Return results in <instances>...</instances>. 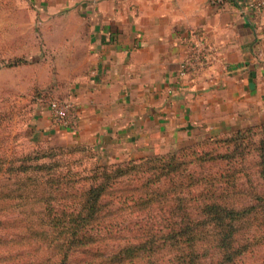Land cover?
I'll use <instances>...</instances> for the list:
<instances>
[{
  "label": "crops",
  "instance_id": "crops-1",
  "mask_svg": "<svg viewBox=\"0 0 264 264\" xmlns=\"http://www.w3.org/2000/svg\"><path fill=\"white\" fill-rule=\"evenodd\" d=\"M13 1L29 16L22 33L25 19H1L21 44L11 52L43 57L1 68L0 89L60 82L63 76L47 73V51L57 54L55 70L73 79L65 92L77 103L79 129L55 125L45 104L34 123L40 140L71 136L115 161L264 122V33L242 11L247 0ZM195 31L208 37L213 59L182 79L185 38Z\"/></svg>",
  "mask_w": 264,
  "mask_h": 264
},
{
  "label": "trees",
  "instance_id": "trees-1",
  "mask_svg": "<svg viewBox=\"0 0 264 264\" xmlns=\"http://www.w3.org/2000/svg\"><path fill=\"white\" fill-rule=\"evenodd\" d=\"M22 63L13 61L9 66ZM253 129L257 140L262 137L255 150L264 179V123ZM244 132L237 130L229 138L231 152H216L222 150L225 139L211 136L202 142V149L186 146L182 154L172 151L117 163L98 159L85 175L75 173L74 182L83 185L62 197L67 202L62 211L52 208L54 199L49 197L47 230L24 233L47 238V242L32 241L36 251L32 264H77L74 255L88 248L95 254L86 255L78 264H94L98 254L110 264H237L251 251L249 243L240 240L241 223L256 213L264 216V196L236 205L226 196H203L204 189L217 186L220 180L211 173L195 174V165L220 158L236 160L237 155L254 151L255 145L250 147ZM31 156H26L28 164L21 161L22 156L7 163L21 161L14 165L17 175L29 167L43 169L44 179L47 170L66 168L71 162L58 153L51 154L48 162L42 161L46 154ZM53 191L64 189L59 183L51 186ZM12 248L11 256L3 252L7 248L0 249V259L24 255L20 248Z\"/></svg>",
  "mask_w": 264,
  "mask_h": 264
},
{
  "label": "rangeland",
  "instance_id": "rangeland-1",
  "mask_svg": "<svg viewBox=\"0 0 264 264\" xmlns=\"http://www.w3.org/2000/svg\"><path fill=\"white\" fill-rule=\"evenodd\" d=\"M12 15L18 16L20 21L25 19V22L22 21L20 23L22 33V29H25L27 24L26 19L29 16L27 8L13 0H0V69L15 67L9 66V63L13 61L20 60L26 64L29 59L34 60L35 58L43 57L40 54L11 52L12 50H19L21 44H19V39L15 38V33L17 32L13 28L11 21H1V19H6L4 17H7V19L12 18ZM36 30L38 32L37 28ZM29 40V37L20 38V41L24 42V44H28ZM36 42L37 39L35 40ZM45 56L46 61L50 64V69L47 70L48 75L57 73L60 78L63 76L59 80L60 82L48 83L46 87L37 83L25 92H19L7 87L0 89V237H3V241L0 240V246H6L0 249L7 248L3 250L4 253H7L6 256L13 254L14 250H12V247H18L21 249L19 252L22 251L24 253L19 258L0 259V264L33 263L36 251L32 247V241L47 242V238L40 235L30 236L28 233H24L27 231L34 233V231H40L41 229L47 230V211L49 208L47 203L51 202L49 197L54 199L51 205L52 208L59 212L62 211L67 205V202L62 197L79 191L83 185L81 182H74L75 179H78L74 176L75 173L85 175L98 159L105 163H117L131 159L124 158L111 161L105 152H101L94 145L76 141L71 136L56 135L51 138L46 137L43 140L38 139V133L35 135L34 128L35 119L39 114L38 109L45 104H49L55 98L69 97L68 92L65 91L73 83L68 70L62 73L55 70L54 62L57 54L54 51H47ZM40 73L43 78L46 71L42 70ZM64 77L66 78L64 79ZM263 123L244 125L236 130L212 136L220 137L218 139H225V143L220 145L222 150H216V152L225 153L232 151L231 147L228 148V140L236 134L237 130L246 131L242 133L243 138L249 141L251 148H254L251 144H254L255 148L254 151L247 150L245 156H243L245 153L237 155L236 160L220 158L206 164L195 165V174L205 175L211 173L220 180L217 186L204 189L202 191L203 196H226L231 199V203L234 205L246 202L256 196H264V179L258 172L260 158L255 150L262 137L257 140L258 136L253 134V128ZM249 128H252V130L249 131ZM205 138L202 136L192 139L189 142L182 143L177 148L161 154L172 151L182 154V150L186 146H192L191 149L196 147L202 149L203 145H205L202 143ZM211 146L219 147L215 143H212ZM53 153H58L62 155L61 159L71 162L67 164L66 168L53 171L47 170V176L44 178L47 181L43 179V175H45L43 169H31L29 167L27 171L19 175H17V171H14L16 170L14 165H18L21 161L29 163L30 159H27L26 156L46 154L47 158L44 157L42 161L48 162L49 157ZM212 154L218 153L213 151ZM19 156H22L20 157L22 160H16V164L10 165L7 163L10 159H15ZM59 183L63 186L64 191H53L51 193V186L56 187ZM239 237L242 242L249 243L251 251L237 264H263L264 216L256 213L250 218L244 219L241 223ZM94 254L95 252L92 249H82L72 259L78 264L79 261L85 259L86 255L92 256ZM94 264L110 263L98 254Z\"/></svg>",
  "mask_w": 264,
  "mask_h": 264
},
{
  "label": "built area",
  "instance_id": "built-area-1",
  "mask_svg": "<svg viewBox=\"0 0 264 264\" xmlns=\"http://www.w3.org/2000/svg\"><path fill=\"white\" fill-rule=\"evenodd\" d=\"M223 0H213L220 4ZM242 11L249 14L252 26L264 33V0H247ZM186 56L178 67V75L182 79L192 78L202 73L210 66L213 59L208 37L202 31H195L185 38ZM50 117L55 125L77 131L80 127V117L76 101L69 97L55 98L50 101Z\"/></svg>",
  "mask_w": 264,
  "mask_h": 264
}]
</instances>
